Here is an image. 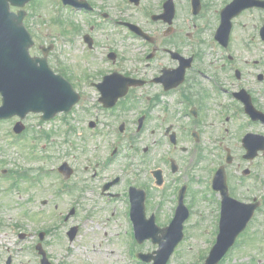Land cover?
<instances>
[{"label":"rangeland","instance_id":"374dc122","mask_svg":"<svg viewBox=\"0 0 264 264\" xmlns=\"http://www.w3.org/2000/svg\"><path fill=\"white\" fill-rule=\"evenodd\" d=\"M221 1L219 0V3ZM90 2L96 3L98 8L108 9L112 18L125 17L129 10L134 13L133 18L136 20L147 15L143 7L136 10L127 9L129 6L126 5L125 0H90ZM179 7L182 11L180 25L186 28L183 15L187 13V4L179 5ZM26 9L28 11L26 24L37 42L32 48V53L39 55L40 45H54L55 59L53 61L67 72V75L80 88L86 86V102L89 98L96 100L97 90L89 88L90 81H87V75L98 69L97 75L100 79L99 68L104 66L108 67L107 70L110 69L107 64L100 65V58L94 56V52H88L84 46L82 37L85 31L89 32L90 23H94V20L88 16L82 17L66 12L59 0H35L28 4ZM71 20L75 22L72 24ZM253 23L251 12H245L238 18L235 30L237 41H234V48L238 58L235 67H238L240 71V78L237 76L234 78L233 71L230 70L225 81L230 90L238 91L244 84L247 86L252 83L264 89V81L260 82L257 77L263 68L259 71L256 66L260 64L264 66L262 57L264 51H260L262 45L257 53H248L243 45V40L246 42L250 36L249 32L254 29ZM199 33L196 35L200 38L209 37L200 30ZM92 34L103 40L100 46L106 45L105 40L109 37L111 40L108 42H113L129 57L134 58L135 51L133 55L129 53L130 48L127 45V42L131 41L125 40L123 34H120L115 27H110L108 24L93 26ZM170 35L173 37L166 38V42L176 43V32H171ZM180 37L183 38V34ZM136 43L137 41H134V44ZM205 46L209 49L207 44ZM138 53L140 52L137 51L136 54ZM63 61L65 63L61 64ZM221 67L226 66L216 67L215 64L210 65L208 61L205 64L206 71L212 76H214L213 73H217L216 68ZM205 80L206 84L211 83L207 77ZM225 96L230 97L227 93ZM174 110L176 114V107L172 111ZM93 112H98V109H94ZM101 117L104 118L103 114ZM92 119L83 112L82 106L70 115L58 116L47 122L42 121L38 114H30L25 120L28 126L26 135L17 143H15L13 132L16 119L0 122V258L3 261L2 264H6L9 257L13 258L14 264H40L35 245L40 241L38 234L41 231L46 232L42 247L54 264H146L136 260L137 252L153 253L158 248V245L151 240L143 244H134L133 231H130L132 227L128 203L125 199L128 186L132 182L129 174L132 170L139 172V167L136 165L139 163L141 166L144 162H140V157L132 156L134 153L130 155L126 153L130 149L129 131L127 130L124 136L119 135L120 133L114 135L109 130L112 129V122L104 120L105 123L100 124L102 134L91 135L93 129L90 122L94 121ZM111 120L116 124L118 118ZM130 120L129 123L133 121ZM70 127L74 129L73 132L68 131ZM128 128L133 131L134 126L130 125ZM161 135L160 129L154 131L152 135L144 134L143 145L140 144L139 139L137 140L138 148H142L147 143H155L149 160L143 168L151 170L160 167L165 170L164 174H169L170 165L163 162L168 149L167 145L162 146L161 150L155 149L158 148L155 139L156 137L162 139ZM205 142L209 144L208 140ZM183 144L188 147L189 141L184 143L181 141V145ZM116 146H118L117 153L113 156L112 152ZM178 146L177 150L175 148L172 159L178 165L185 164L187 152L180 149V144ZM213 158L214 155L210 152L207 159ZM65 161L75 169L69 178H65L58 171V167ZM259 165L262 183L260 194L264 201V158L260 159ZM4 169L7 170L5 176L2 175ZM10 170L27 171L31 179L20 180L17 187L14 184L15 176L7 177ZM117 176H121L117 184L112 186L109 192H103L104 184ZM36 177H40V181H37ZM146 178L147 175L143 173L142 177L137 179V184L145 182ZM165 178L167 180V177ZM62 179L68 181V185H65L71 187L66 193L60 192L61 184L66 183ZM148 184L149 187L153 186L152 181H148ZM204 187L205 184H194L192 189L200 192ZM150 190L155 196L151 202L154 203L159 200V191L155 188ZM118 193L120 194L116 196ZM45 200L46 204H44ZM166 205L167 203L164 204V211L159 217L162 223L169 221L168 206L170 204ZM190 206H195L198 212L185 224L186 234L188 233L189 236L185 238L186 242L178 247L168 264L197 262L205 255L204 250L210 247L213 240L209 232L212 231L214 217L209 216L207 203L198 197L197 201L191 202ZM73 207L76 208L77 213L66 221L65 216ZM74 225L79 226L80 229L74 240L70 241L67 231ZM207 229L208 233L205 232ZM263 236L264 214L258 217L245 236L246 247L239 245L227 255L228 258L226 256V261L224 259V262L220 264H264V248L260 247L263 246ZM129 241L132 244L133 254L129 251Z\"/></svg>","mask_w":264,"mask_h":264},{"label":"flooded vegetation","instance_id":"af4514ba","mask_svg":"<svg viewBox=\"0 0 264 264\" xmlns=\"http://www.w3.org/2000/svg\"><path fill=\"white\" fill-rule=\"evenodd\" d=\"M167 0H142L137 8L143 7L147 12L146 16H141L139 20L132 19L135 22L142 25L145 29H150V32L155 34L156 37L148 43V46H142L145 52L144 61L136 62L125 69L126 74L133 75L146 80L145 86H136L131 88L130 97L138 99L137 94L143 95V92H147L146 97L149 99V107L158 102L159 97H165L166 95L175 94L174 104H176V116L163 111V115L160 120L167 123L164 129L165 134L172 135L176 132V150L178 146V139L188 136L189 128L191 131L198 132L199 139L201 137H209L211 140H215L213 146L204 147L197 146L195 148V158H199V162L211 159H206L207 156L213 154L217 156L210 165L200 166V163L193 169L185 168L181 169L177 165L176 170V199L180 196L182 191L184 192L186 201L190 204L194 202L195 193L190 189L195 184L207 183L210 178H213V174L216 172L218 166L222 164L221 157L223 155L230 154L231 163L226 166L227 173L229 175L230 191L235 194L238 199L246 202H251L256 198H259L260 193V155L254 159H246V148L244 147L243 139L246 135H258L264 134V126L260 121H254L249 118L245 111L243 104L235 99V106L230 110V113L226 116L228 111L227 101L219 100L223 95L230 91L229 85L225 82L229 76L230 70L233 71L234 78L238 77V67L236 61L238 60L235 53L234 41H237L236 37V25L238 18H240L245 12H251L253 15V30L249 32L247 38L248 46L246 50L248 53H257L261 45H264V41L261 39L260 28L264 22V9L255 7L253 9H246L242 11L237 17L233 19L232 33L227 45L221 44L215 37L217 28L220 25V11L222 6L226 2H221L217 5L210 0H173L176 8V18L174 19L172 27H169L165 20H154V16L162 14L166 7H170ZM228 0L227 2H230ZM187 4V13L183 15L185 24L189 23L188 29L185 30L184 26L180 25V6ZM193 7H199V11L195 14H191ZM176 26V27H175ZM181 27V28H180ZM184 29V30H182ZM189 32H188V31ZM204 32L209 35L208 38H200L196 34ZM171 32H176V43L168 44L166 38H171ZM183 34V38L180 37ZM174 40V39H173ZM246 43L243 40V45ZM209 46V49L207 46ZM150 48V49H148ZM217 50L216 53L212 52V49ZM170 49L176 50V58H173ZM261 51V49H260ZM210 62L215 64L216 67L225 65L226 67L216 68L212 76L205 69V64ZM117 62V57L114 61ZM139 64V66H138ZM218 65V66H217ZM230 66V67H229ZM259 72L258 77L264 79V66L256 65ZM176 67V88L165 91L164 86L159 83H155L154 79L162 75L166 69H172ZM223 68V69H222ZM206 77L210 84H206ZM242 88V87H241ZM234 91V90H232ZM264 89H260L256 95L255 104L259 109L264 110ZM198 111L197 119L193 117L195 112ZM225 114V116H224ZM142 115L146 116L147 121L152 117L150 112H143ZM249 119V123L245 124V119ZM182 150H189L180 148ZM235 167H238L242 176L240 180L235 178ZM247 173V174H244ZM188 182L181 183V176ZM234 179V180H233ZM207 191V190H206ZM205 191V192H206ZM204 192L202 191L203 196ZM217 198H214V202L219 199V195L216 193ZM210 199H213L210 197Z\"/></svg>","mask_w":264,"mask_h":264},{"label":"water","instance_id":"95a60500","mask_svg":"<svg viewBox=\"0 0 264 264\" xmlns=\"http://www.w3.org/2000/svg\"><path fill=\"white\" fill-rule=\"evenodd\" d=\"M31 0H0V93L3 95V105L0 106V119L9 118L16 114L22 118L30 111H43L44 119H49L55 113L65 110L69 111L72 106L78 101V95L73 90L71 84L61 75H56L47 64L46 58H32L29 54V48L32 45V37L23 25L25 12L20 10L18 14L10 11V5L19 7L25 6ZM67 4L74 6H84L80 0H63ZM123 83L124 88L119 90L120 84ZM135 83V80L122 78L117 79L108 77L99 87L103 89L105 95H116L110 102L113 105L115 101L125 95L130 84ZM118 85V86H117ZM251 108V106H250ZM248 110L249 107H248ZM22 123H18L15 127L17 132L23 129ZM69 174L71 170L65 164L61 167ZM137 195H134L136 203V213L140 216V220L144 218V193L136 190ZM226 200L228 199L225 193ZM228 202V201H227ZM225 216L222 224V234L216 249L212 252V259L208 264H217L221 258L223 248L228 247V242L246 225L249 216L239 219L236 215V206L226 203ZM138 220V216L136 218ZM140 222V221H139ZM176 220L170 227L165 229L164 236H158L154 228L148 230H138V238L140 242L144 239L152 237L155 242L161 245V249L157 252V256L152 254L141 255L147 261L155 260V264H166L174 246L181 239L180 234L182 222L177 223ZM154 225V220H152ZM234 228L232 234L228 235L222 242V236L225 237L229 230ZM178 230V233L176 232ZM173 230V232H172ZM172 232V233H171ZM224 232V235H223ZM76 233V229L71 232V237ZM43 237V236H42ZM169 239V243L165 240ZM44 264H51L45 259Z\"/></svg>","mask_w":264,"mask_h":264}]
</instances>
